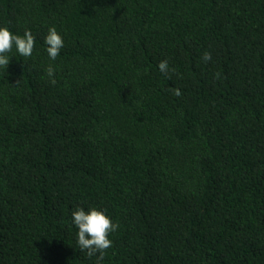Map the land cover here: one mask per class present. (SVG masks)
I'll return each instance as SVG.
<instances>
[{
	"label": "trees",
	"instance_id": "1",
	"mask_svg": "<svg viewBox=\"0 0 264 264\" xmlns=\"http://www.w3.org/2000/svg\"><path fill=\"white\" fill-rule=\"evenodd\" d=\"M0 26L36 41L0 68V264H96L77 207L119 225L102 264H264V0H0Z\"/></svg>",
	"mask_w": 264,
	"mask_h": 264
},
{
	"label": "clouds",
	"instance_id": "2",
	"mask_svg": "<svg viewBox=\"0 0 264 264\" xmlns=\"http://www.w3.org/2000/svg\"><path fill=\"white\" fill-rule=\"evenodd\" d=\"M35 36L30 30H25L23 36L13 34L7 27L0 26V68L4 70L9 64V53L13 48L22 57L30 58L35 48ZM44 43L47 45L46 51L50 60H55L64 46V41L55 27H50L45 37ZM202 60L207 63L211 60L210 52H204ZM158 69L161 73L168 75L169 72H175V69H169L167 60L159 62ZM54 68L49 65L46 69L50 83L55 84ZM219 77V73L216 74ZM170 79L171 77L168 76ZM172 94L179 97L182 95L179 89L172 88ZM72 223L78 229L77 243L80 251L85 252L91 258L96 256V264H102L107 254V250L112 247L110 234L115 233L119 228L117 223L105 214L103 210L90 208L85 211L77 207L71 213Z\"/></svg>",
	"mask_w": 264,
	"mask_h": 264
}]
</instances>
